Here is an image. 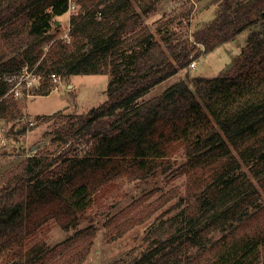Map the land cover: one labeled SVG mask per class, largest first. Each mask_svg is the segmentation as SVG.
I'll use <instances>...</instances> for the list:
<instances>
[{"label":"trees","instance_id":"1","mask_svg":"<svg viewBox=\"0 0 264 264\" xmlns=\"http://www.w3.org/2000/svg\"><path fill=\"white\" fill-rule=\"evenodd\" d=\"M146 1L0 0V74L34 65L43 77L36 94L50 91L53 75H109L101 103L44 116L64 122L56 137L1 175L0 264H81L96 227L77 226L97 199L122 180L181 176L179 195L168 188L143 205L146 192L104 221L106 233L122 237L163 207L142 240L106 264H262L264 0H218L213 18L181 38L168 27L159 38L148 30ZM71 5L68 37L51 36ZM254 23L262 28L248 36L232 74L186 77L144 98L193 55ZM6 90L0 81L4 122L21 117L19 101L2 98ZM50 222L74 232L50 245L40 236Z\"/></svg>","mask_w":264,"mask_h":264},{"label":"rangeland","instance_id":"2","mask_svg":"<svg viewBox=\"0 0 264 264\" xmlns=\"http://www.w3.org/2000/svg\"><path fill=\"white\" fill-rule=\"evenodd\" d=\"M217 2L218 0H147L146 4L151 6V9L143 15V20L147 24L148 30L154 33L156 38L160 36V32L157 30L163 27H168L170 31L176 32L178 38L188 37L192 30L207 24L213 18ZM75 9L74 5H71L68 12L54 18L55 22L49 32L51 36L55 38L68 37L69 17ZM261 28V23H254L237 34L233 40L219 44L212 50L193 55L186 67L179 68L174 75L155 85L144 98L157 95L171 83L186 79V77H215L221 74H232L234 67L239 62L248 36ZM52 41L53 39L46 41L45 51ZM192 62H194V66H191ZM56 76L60 83H50V91L46 94L30 93L18 98L9 94L4 97L10 101H19L21 117L7 122L0 118V177L6 171L14 168L22 158L49 146L56 137L55 127H62L64 122L60 121L61 123H57V126L52 125V120H45L44 116L52 115L58 111L66 115L81 114L91 107L97 106L106 98L109 81V75L106 73L72 74L66 79H62L59 75ZM11 126L24 130L14 136L7 135L6 132ZM176 159L178 163L183 160L180 157H176ZM184 180V176L169 183L161 178L151 179L147 182L122 180L107 194H103L84 213V218L77 226V228H82L90 224L96 227L94 243L81 264H106L131 245L140 242L146 235L144 230L154 222L163 207L154 211L147 221L145 220L127 231L122 237L117 238H112L105 231L104 221L110 214L117 212L129 203H134L133 201L149 191L150 194L144 200L143 205L158 198L159 193L168 188L176 187L177 192L174 196H177L183 190ZM260 200L264 203V194ZM139 208L137 207L134 211ZM73 232L74 229L65 231L54 222H50L42 227L40 236L48 244L53 245L64 240ZM213 235L219 236L220 233L213 232ZM262 264H264V260Z\"/></svg>","mask_w":264,"mask_h":264},{"label":"built area","instance_id":"3","mask_svg":"<svg viewBox=\"0 0 264 264\" xmlns=\"http://www.w3.org/2000/svg\"><path fill=\"white\" fill-rule=\"evenodd\" d=\"M191 66H194V62L191 63ZM35 68V66L22 67L16 71L1 73L0 81L7 85V90L2 98L9 94L18 98L24 94L38 92L42 86L43 77ZM52 82H58V76L53 75Z\"/></svg>","mask_w":264,"mask_h":264}]
</instances>
